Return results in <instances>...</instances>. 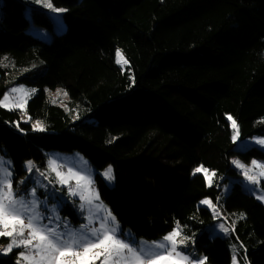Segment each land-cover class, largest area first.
<instances>
[{
    "label": "trees",
    "instance_id": "16d2710c",
    "mask_svg": "<svg viewBox=\"0 0 264 264\" xmlns=\"http://www.w3.org/2000/svg\"><path fill=\"white\" fill-rule=\"evenodd\" d=\"M52 3L66 10V28L45 41L27 29L53 31L46 10L0 0V99L18 83L36 87L27 113L46 128L0 106V155L11 158L16 185L26 161L44 169L48 151H79L97 171L112 167L114 184L98 173L97 187L124 228L159 239L179 222L206 264H232L200 202L219 201L237 173L232 158L264 161L263 149L237 147L228 119L239 141L264 135V0ZM199 166L215 173L211 186ZM224 207L245 264H264V204L236 183ZM0 264H17L15 255Z\"/></svg>",
    "mask_w": 264,
    "mask_h": 264
},
{
    "label": "snow or ice",
    "instance_id": "6c2138e0",
    "mask_svg": "<svg viewBox=\"0 0 264 264\" xmlns=\"http://www.w3.org/2000/svg\"><path fill=\"white\" fill-rule=\"evenodd\" d=\"M36 3L42 4L55 13L66 11L63 8L54 7L52 0H36ZM117 55L119 58L120 53L118 52ZM118 62H120L119 59ZM11 92H23V87L13 88ZM64 95L66 96L67 93L65 92ZM9 100V94H5L3 99H0V106L9 110L26 108L27 100H24L23 103H9ZM29 119L31 118L29 117ZM228 119L234 129L232 138L235 141L239 136V126L231 116ZM32 127L36 131L46 130L41 121H36ZM257 142L264 144V139H259ZM53 163L50 162L49 167L55 172V177L49 179L47 173L40 172L39 174L44 176L49 184L68 185L69 196L78 195L80 197L79 208L81 211H84L87 205H91L93 200L100 199L96 189H91L95 193L94 196L86 197L84 195L87 185H81V180L87 179L88 184H92L93 181L90 177H81L79 174L66 177L64 173L52 167ZM233 163L242 169L247 167L239 161H233ZM251 164L264 168V164H258L256 160L251 161ZM26 167L27 171L31 173L35 165L33 161L29 160L26 162ZM37 171L39 170L37 169ZM195 171H203L209 181V186H211V178L207 169H203L201 166ZM69 172L71 173L72 170L69 169ZM244 174L249 182H255V178L248 176L246 170ZM212 175L214 176L215 173L213 172ZM103 176L108 181L114 180L111 166L105 170ZM72 178L76 179L75 187L70 184ZM19 183L23 184L24 180H20ZM29 191L32 197L30 200L13 184L11 160L5 161L3 157H0V237L10 238L7 248L0 249V251L7 253L14 248H22L23 250L18 253L21 264H96L97 261L100 264H206V256L193 260L191 253H185L184 248L187 247V244L195 241L190 237L177 239L180 236L179 222H177V227L162 237L160 241H152V246L148 248L141 246L143 242L138 241L131 233H122L116 217L110 210L100 222L99 227L93 226L92 217L87 216L85 219L88 222L79 225L78 230L69 229L65 222L64 227L68 230L61 231L59 223L54 227L50 226V223H42L44 217L38 211L40 201L36 198L37 188L32 187ZM260 199L264 200V196H261ZM201 203L208 205L211 202L204 200ZM56 219L59 221V216ZM220 228L225 233L229 231L223 224L220 225ZM233 264H236L235 256Z\"/></svg>",
    "mask_w": 264,
    "mask_h": 264
},
{
    "label": "rangeland",
    "instance_id": "374dc122",
    "mask_svg": "<svg viewBox=\"0 0 264 264\" xmlns=\"http://www.w3.org/2000/svg\"><path fill=\"white\" fill-rule=\"evenodd\" d=\"M26 1L30 6H35V7H39V8L46 10L51 15L52 20H53V31L30 22L28 29H27L29 33H32L45 41H50L54 35V32H61L66 28V25L62 20V13L52 12L50 9L44 7L42 4L36 3V0H26ZM54 7L59 8L55 5ZM27 15H30L29 11H27ZM119 53H120V57L118 58V55H117V60L119 59L120 60L119 63L125 64L126 60L124 59L120 51ZM21 86L23 87V92H19V93L11 92L13 88L19 89L21 88ZM31 90H35V91L32 92ZM36 93H37L36 87L29 86L23 83H18L10 87L6 91L5 94H9L10 96L9 103H23L24 100H27L25 109H14V110H19L22 121L32 122V124L38 121V120L31 121V119H29L30 115L27 113L28 102ZM3 97L1 99H3ZM259 139H264V135L257 134L243 141H239L237 138L236 139L238 141L237 147L239 149H245L249 146H257L264 150V144H260L257 142ZM46 154H47V165L44 169H40L39 167H37L35 162L31 160L33 161L35 167L33 168L31 173L27 171L25 176L20 179V180H24L23 184H20L19 183L20 180H18L17 185H16V181L14 179V172H13L14 186L18 187L21 190V192L26 196V198L29 200L32 199L29 190L32 187L37 188L36 198L40 201L38 211L44 217L42 223H45V224L50 223V226H53V227L57 223H59L61 225L60 230L67 231L68 229L64 227L65 222H67L69 229L78 230L79 225L85 224L88 222L85 219V217L91 216L92 220L94 221L93 226L99 227L100 222L107 216L108 211L109 210L111 211L109 206L101 199L100 193H99V197H100L99 200H93V203L91 205H87L86 209L84 211H81L79 208V205L81 203L80 197L78 195L69 196L67 192L68 185H61L58 183L49 184L48 180L45 179L44 176H41L39 173L40 172L47 173L49 175V179L55 177V172H53L52 168L49 167L50 162H54L52 164V167L56 168L57 171L64 173L66 177L74 176V174H79V176L86 177V178L90 177L91 180L93 181L92 184H88L87 179L81 180V185H87V188H85L84 190V195L86 197L95 195V193L92 192L91 189H96L99 192V189L97 187L98 173L101 174V176L110 186L114 184V180L108 181L103 176V173L105 172V170L97 171L94 165L89 161V159L86 158L79 151L63 152L59 150H51V151H48ZM0 157H3L5 161L11 160L10 157H7L5 155H0ZM254 160H256L258 164H264V161L261 159H254ZM233 161H239L243 165L247 166L246 169H242L241 167L237 166V164L233 163ZM26 162H25V168L27 170ZM232 165L235 167L237 173L234 175H231L229 177V182L223 185L222 194L219 197V201L214 202L211 198L207 197V198L202 199L201 202L204 200H209L211 202L210 204L205 205V204H202L201 202L200 203L201 205L208 207L212 211L213 216L215 218V221L207 228L208 235L210 237L220 235L224 237L225 239H227L229 241V244L232 250V255L233 257L234 256L236 257V264H245V260L243 256L240 255V252H239V241L234 233L233 216L230 213L226 212L225 207H224V199H225V196L232 189V187L236 183H240V185L242 186V189L245 192L252 194L256 199H258L260 202L264 204V200L260 199L261 196H264V168H261L258 165L254 166L251 163L250 164L244 163L243 161L239 160L236 157L232 158ZM200 167L201 166L197 168H200ZM12 168H13V163H12ZM37 169L39 171H37ZM69 169L72 170L71 173L69 172ZM203 169H206V168L203 167ZM245 170L247 171L248 176L255 178V182H249V180L246 178L244 174ZM194 173L204 174L203 171L201 172L194 171ZM212 173H213L212 171L208 170V175L211 178V183H212V177H213ZM206 180L209 183L208 179ZM70 184L75 187L76 179L72 178L70 180ZM113 215L116 217L114 213ZM57 216H59L60 218L59 221H57L56 219ZM116 221L118 222L119 229L121 230L122 233H131L138 241L143 242L141 246L145 248L151 247L152 241L161 240V238L146 239V238L137 237L136 234L133 232V230H131L130 228H124L122 223L119 221L117 217H116ZM221 224H223L226 228L229 229L227 233H225L220 228ZM177 239H182L181 229H180V236ZM9 242H10V238H8V241L4 243L0 247V249L7 248V245ZM22 250H23L22 248H14L12 251L7 252V253L0 251V256L7 257V256L14 254L17 264H21L18 253ZM184 251L186 254L191 253L193 260H195L197 257H205V256L198 254V252L196 251L195 245L193 247H190V245L187 244V247L184 248ZM96 264H100V262L97 261Z\"/></svg>",
    "mask_w": 264,
    "mask_h": 264
}]
</instances>
